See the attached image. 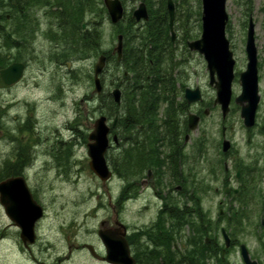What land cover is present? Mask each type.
<instances>
[{
	"label": "rangeland",
	"instance_id": "obj_1",
	"mask_svg": "<svg viewBox=\"0 0 264 264\" xmlns=\"http://www.w3.org/2000/svg\"><path fill=\"white\" fill-rule=\"evenodd\" d=\"M125 2L127 12H133L139 4V0H125ZM177 5L178 10L186 13V22L187 17L189 18L187 23L190 25L192 37L199 38L201 0H182V3ZM35 10L36 8L33 9ZM226 10L229 16L227 37L236 59L233 99L241 93L239 74L247 68L245 47L249 20L252 18L256 25L261 96L258 123L263 124L264 0H228ZM42 15L43 8L37 13L38 17ZM91 18H96L101 33L98 54L95 51L96 55L92 58L60 67V64L55 63L49 54L52 46L46 34L39 32L34 43L36 52L32 56L27 52L23 60L19 61L26 64L21 82L7 87L0 81V181L6 178L3 176L9 167L8 163L30 160V164L22 170L21 176L25 178L34 198L45 211L44 217L36 225V243L29 251L25 249L20 239V230L6 215L0 203V264H105L95 260L87 250L82 248L76 250L75 246L87 243L101 248L98 236L101 223L108 222L113 225L116 216L129 228V231L134 232L139 228L149 229L160 214L158 213L160 203L153 196L142 194L143 196L140 195L134 202L121 201L124 176L122 168L118 170L116 167L123 151L121 145L119 147L114 145L107 153L108 164L114 173L109 182L103 184L90 169L88 137L93 130L95 120L103 114L96 111L99 102L96 103L93 98L94 65L101 53L114 50L118 42L117 36L120 34L116 31V26L111 24L108 14L103 15L99 12L86 14L87 23H90ZM126 25L127 23L124 24ZM175 31L179 37V49L184 54L181 29H178L177 25ZM182 59L179 58L182 67L175 69L179 79L181 80V75L183 77L181 80L183 84L179 87L194 89L199 86L205 105L202 110L208 109L210 112L200 130L208 137L205 145L208 146L211 162L203 165V161L196 159L193 165V173L201 178V182L205 180L206 191L201 196L197 192L195 195L209 219L208 235L204 236L203 240L210 237L211 248H214V253L201 264H244L240 255L241 244L247 246L253 259L259 264H264V161L258 162L255 155L249 154L252 148L246 145L240 107L232 102L226 122L222 121L221 110L218 107L213 108L216 92L209 85L204 58L190 52V54L186 53L185 60ZM115 74L118 77L115 82L120 83L121 69L115 71L114 64L109 63L101 76L104 95H109L116 87L113 82ZM179 87L177 84L178 89ZM121 89L125 103L124 87ZM177 99H179L176 100L177 102H181V98ZM163 109L164 107L160 109L158 118L162 124L159 126L162 128L161 134L165 133ZM124 112L125 105L120 107L119 115ZM223 123L232 133L241 155L238 156V149L228 155L230 170L227 177H224L223 166L214 163L222 147L217 141ZM254 141V145L261 147L260 138ZM23 147H28L30 157H21ZM154 150L156 157L157 145L154 146ZM156 165L151 163V167L144 170H142L144 166L142 169L132 167L131 177L145 176L142 173L147 169L154 170ZM236 168L244 170L241 176L244 178L241 182L247 186V189L244 191L242 189L243 193L238 197L225 195L226 185L233 189L240 188V182L235 179ZM141 170L142 172H139ZM135 171L137 172L134 173ZM228 177H231V181H228ZM245 177H250L253 182ZM216 188H219V192H216ZM121 202L124 203L121 205L119 204ZM232 207L235 209L236 218H232L230 212ZM220 209L224 210L223 216H220ZM174 223L177 225L176 221ZM222 228L228 232L234 244L221 258V252H215L217 249L220 251L224 249ZM177 233L178 247L183 254L186 249H191L188 240L194 232L192 227L189 232V227L184 225L178 226Z\"/></svg>",
	"mask_w": 264,
	"mask_h": 264
},
{
	"label": "trees",
	"instance_id": "obj_2",
	"mask_svg": "<svg viewBox=\"0 0 264 264\" xmlns=\"http://www.w3.org/2000/svg\"><path fill=\"white\" fill-rule=\"evenodd\" d=\"M121 1L125 7V15L124 19L116 25V31L124 36L123 56L120 61H117L116 56L111 57L109 63L114 64L115 71L119 69L122 71V81L115 82V79L118 80L115 74L113 82L116 87H124L126 99L124 103L122 91L120 104H116L114 99L111 100L113 104L111 113L107 110L110 94L108 97V94L102 93L99 99L101 104H104V108L100 107L104 115L119 117L118 126L114 132L119 133L122 138L129 133L133 140H136L135 144L130 145L128 149L125 147V142L121 143L123 151L116 167L118 170L121 167L122 174L126 177L127 173H132V167L149 168L151 163H156L153 161L155 160L154 146L158 135L162 132V128L159 127L162 124L158 119L160 109L163 107L165 109H163L165 132H169V129L173 127V120L176 121L181 117L177 112H185L188 109L184 100L186 86L179 87L183 84L181 81L183 77L181 75L180 80L175 69L182 67L179 58L186 59V53L190 54L187 43L195 38L190 33V25L187 23L189 18L187 17V22L185 20L186 13L176 9L175 25L181 29L184 48V54H182L178 46L179 37L172 41L169 33L168 0H139L146 4L149 12V20L143 23H137L132 12H127L125 0ZM173 1L176 5L182 3V0ZM31 8L36 10L32 9L30 12ZM42 8L44 16L38 17L37 13ZM98 12L107 15L103 0H0V70L14 62L22 61L27 52L32 56L36 52L34 43L39 32L46 34L52 46L49 54L58 65L63 50L67 64L92 58L96 55L95 51L99 53L101 33L97 26L98 21H95L96 18H91L90 23H87L85 18L86 14ZM199 16H201L200 12ZM125 23H127L126 26H124ZM84 24L86 28H83ZM42 29H44L43 32H41ZM111 52L107 54L111 56ZM0 81H2L1 78ZM177 98H181V102H177L176 100L179 101ZM123 105H125V112L119 115V109ZM139 127L141 130L138 129ZM27 148L23 147V150ZM21 156L23 157V154ZM8 164L9 167L3 177L21 175L24 167L30 164V160H19ZM20 166H22L21 169ZM129 169H131L130 172ZM245 178L250 180V177ZM195 198L194 204H197L194 205L192 212H162L154 222L155 224L144 231L150 241L162 242L171 247L174 237L166 221H176L177 227L189 225L194 232L190 237L192 251L188 252L187 256H179L178 259L169 251L170 255L166 257L171 260L163 258L164 261L161 262L158 252L153 250L147 260L138 261V264H201L214 253V248H208L203 240V237L208 235L207 221L209 219L202 210L198 198ZM148 248L147 246L146 249ZM218 252H221L220 249H217L215 253Z\"/></svg>",
	"mask_w": 264,
	"mask_h": 264
},
{
	"label": "water",
	"instance_id": "obj_3",
	"mask_svg": "<svg viewBox=\"0 0 264 264\" xmlns=\"http://www.w3.org/2000/svg\"><path fill=\"white\" fill-rule=\"evenodd\" d=\"M107 8L112 24H118L124 17V6L121 0H103ZM227 0H202V34L195 41L189 42V49L202 55L207 64L210 75L209 85L216 91L214 105L221 107L223 118H226L230 111V104L233 97V82L235 80V65L233 51L230 48V41L226 36V28L229 16L226 11ZM168 12L170 16V31L172 38H175L174 17L175 5L172 0H168ZM136 22L147 21L149 14L145 3L141 2L133 12ZM123 36H118V44L114 53L118 54V61L122 58ZM247 69L240 74L239 83L241 94L235 102L241 107V117L244 125L251 128L255 125L256 113L260 103L259 81H258V59L255 44V24L250 19L247 34ZM106 65V57L101 56L94 67V92H102L100 74ZM26 65L23 63H13L0 70V78L5 86L18 84L25 73ZM112 95L117 104L121 103L122 92L119 88L113 90ZM185 99L189 104L202 101V94L199 87L195 89L187 88ZM190 129H196V116L190 114ZM117 125V117L112 125L108 126L105 116L99 117L92 132L89 135L88 156L90 157V169L103 182L107 183L113 176L107 160L106 153L110 147L109 133L111 128ZM117 142V137L114 138ZM230 146L228 141L224 142V150ZM226 193H230L226 189ZM238 193V190H234ZM0 203L4 207L6 215L20 229V238L25 246L33 245L37 240L36 224L43 218L44 209L34 199L29 186L23 176H12L0 182ZM119 228L115 230H99L100 237L105 249L104 260L108 264H137L131 255L130 248L126 241V232L122 231L125 226L118 222ZM226 248L230 247L231 240L223 230ZM210 245L209 239L206 241ZM84 248L95 258H98L96 250L91 244H84ZM225 251L223 252V254ZM241 255L245 264H258L252 260L245 245H241Z\"/></svg>",
	"mask_w": 264,
	"mask_h": 264
},
{
	"label": "flooded vegetation",
	"instance_id": "obj_4",
	"mask_svg": "<svg viewBox=\"0 0 264 264\" xmlns=\"http://www.w3.org/2000/svg\"><path fill=\"white\" fill-rule=\"evenodd\" d=\"M14 4H16V1H14ZM83 28H86V25H83ZM55 48L57 47L55 46ZM102 54L106 57L107 67L110 58L115 57V54L113 51L111 52V56L107 53H101L100 55ZM63 55L64 50L62 57L59 59L60 67H62V65L64 64H67ZM99 96L100 95L94 94L93 98H95L96 103L99 102L96 106V111L101 113L102 108H104V104H101ZM111 100H113V98L110 94L109 102L107 104L108 113H111V111L113 110V104L111 103ZM187 105L188 109L185 112H177L178 115H181V117L176 121L173 120V127L169 129V132H165L158 135L156 142L158 150L156 152L155 157L157 165L155 169H147L145 173H142L145 174V176L142 175L141 177H131V173H127L126 177H124V192L122 194L123 197L121 198V201L125 200V203L134 202L140 197V195H147L153 196L157 201H159L160 205L158 208V213H177L178 211L182 213H190L193 211L194 198L196 192L199 196H201L206 191V188L204 186L205 180L203 179V181L201 182V178L197 177V175L193 173L194 161L196 159L198 161H203V165H208L211 162L209 157L210 153H208V146L205 145L206 142H208V137H206L205 133L200 130L201 125L203 124L205 118L208 117L210 112L208 109L204 111L202 110L205 106L204 101ZM232 105L233 104H231V108ZM101 106L102 108H100ZM192 113L197 118V127L195 130L190 129L189 127V116ZM100 116H105L107 118L108 125L112 127L115 116L109 114H101L99 115V117ZM222 121L226 122L227 118H222ZM175 122L177 123L175 124ZM115 129H117V127L111 128L109 133V139L113 142L115 141L114 138L117 137V147H119L122 142H125V147L127 149L130 148V145L135 144L136 140H133V137L129 133L125 134V136H123L122 138L119 133L114 132ZM138 129L141 130L140 127ZM244 131L246 145H248L249 148H252L249 151V154L255 155L258 162L264 161V123H258V113L256 115L255 126L250 129L245 128ZM258 138L262 140L261 147L254 145V140ZM224 141H228L230 143V146L226 151L224 150ZM217 144H221L222 147L220 152L218 153V158L214 163L219 166H223L224 177H227L229 176L230 170L229 162L227 160L228 155L238 148L236 141L232 138V133L228 131V128L224 123L221 125V134L218 137ZM112 147L113 145L111 146V148ZM238 150V156H241L240 149ZM127 157L130 161L129 155ZM130 167L131 165L129 166V168ZM243 171L244 170L241 168H236L235 170V179L240 182L239 190L243 189L244 187L243 183L241 182V176ZM7 178L9 177H6L5 179ZM5 179H2L1 181ZM228 181H231V177H228ZM226 188L227 186L224 187V191ZM216 192H219V188H216ZM124 202H121L119 204L122 205ZM221 204L224 206L223 202ZM220 210L224 211L223 209ZM230 212L235 217V209H233V207ZM118 222L122 223L118 219V216H116L113 225H110L108 222H102L100 230H115L116 228H119V225L117 224ZM166 225L171 230V233L174 237L171 241V247L162 242H154L153 240L150 241L147 235L144 233V228L135 229L136 231L134 230V232H131L129 231V228L124 224L125 228H123L122 231L126 232L125 238L130 248L131 255L135 258L136 262L147 260L149 255L152 254L151 251L153 250H156L158 252L161 262L164 261L163 258H167V260L170 261L171 258L166 257L170 254H173L174 256H176V259H178L179 256H187L188 252L192 251L193 246L190 244L191 249H186L187 252L185 251V253L181 254L182 251H180L178 247L177 225H175L174 221L172 220L166 221ZM187 226L189 227L190 232L191 226ZM188 242L190 243V239L188 240ZM100 244L101 248H97L93 245L98 255V258H95L92 255L91 256L99 262L108 264L104 260L107 254L101 239ZM83 245L75 246V249L78 250L79 248H82L83 250H87L86 248H84ZM33 246L34 245H24L25 249L29 251H31V248ZM147 246L149 247L148 249H146ZM211 246L212 239L209 248H211ZM71 249L70 252H72ZM169 251H171L172 253L168 254Z\"/></svg>",
	"mask_w": 264,
	"mask_h": 264
},
{
	"label": "bare ground",
	"instance_id": "obj_5",
	"mask_svg": "<svg viewBox=\"0 0 264 264\" xmlns=\"http://www.w3.org/2000/svg\"><path fill=\"white\" fill-rule=\"evenodd\" d=\"M22 154H23V157L21 156L22 158H28V157H30V154L28 153V149L23 150Z\"/></svg>",
	"mask_w": 264,
	"mask_h": 264
}]
</instances>
